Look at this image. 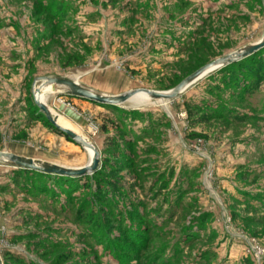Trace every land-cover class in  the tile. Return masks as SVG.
I'll use <instances>...</instances> for the list:
<instances>
[{"label":"rangeland","instance_id":"obj_1","mask_svg":"<svg viewBox=\"0 0 264 264\" xmlns=\"http://www.w3.org/2000/svg\"><path fill=\"white\" fill-rule=\"evenodd\" d=\"M263 36L261 0H0V152L89 164L34 104L38 79L166 93ZM224 68L148 106L47 88L43 103L95 147L98 170L46 177L0 162L2 264H264L252 254L264 251V50ZM126 143L131 161L115 147Z\"/></svg>","mask_w":264,"mask_h":264},{"label":"water","instance_id":"obj_2","mask_svg":"<svg viewBox=\"0 0 264 264\" xmlns=\"http://www.w3.org/2000/svg\"><path fill=\"white\" fill-rule=\"evenodd\" d=\"M263 8H264V0H261ZM264 49V36L263 38L252 45L242 48L241 50L231 53L227 56L219 58L202 68L198 69L190 76L185 78L181 81L175 88L171 91L166 93L154 92L149 90H135L130 91L122 95L118 96H107L103 94H99L94 92L93 90L87 89L83 86H80L76 82H72L65 79L60 78H42L35 81V83H39L38 87L34 92V104L40 110V112L44 115L45 119L48 123L59 133L64 135L71 143L75 144L76 146L80 147L84 151H91L92 152V159L90 164H87L83 168L79 169H71V168H64L57 165L45 164L40 163L38 161L19 157L13 154L0 152V160L3 161L8 167L24 170V171H31L36 172L48 176H57V177H66V178H82L88 176L90 174L95 173L98 170L99 166V154L94 146L90 143L85 141L84 139L78 137L74 132L62 128L61 126L57 125L53 120L50 118V112L47 107L42 104L40 101L36 99V96L40 93L41 89L47 85H60L68 88L67 92L58 93L57 95H65L69 97H73L78 100H85L90 103L98 104V105H105L110 107H118L125 103H127L130 99L134 96L144 93L147 95L152 101H160L166 102L171 101L179 97L187 88L195 84L197 81L201 80L212 72L220 70L224 67H227L231 64L236 62L242 61L257 52ZM0 264H2L0 260Z\"/></svg>","mask_w":264,"mask_h":264},{"label":"bare ground","instance_id":"obj_3","mask_svg":"<svg viewBox=\"0 0 264 264\" xmlns=\"http://www.w3.org/2000/svg\"><path fill=\"white\" fill-rule=\"evenodd\" d=\"M263 38V37H262ZM207 75H205L206 77ZM47 88L50 89L51 93L53 92H57V93H64V92H67L68 91V88L67 87H64V86H60V85H47L45 86L44 88L41 89L40 93L36 96V99L44 104V95L46 94L47 91ZM188 89V88H187ZM186 89V90H187ZM185 90V91H186ZM151 99L145 95L144 93H140L136 96H134L132 99H130L127 103H130L131 105H133L134 107H139V106H145V105H150L151 104ZM45 105V104H44ZM50 118L51 120H53L57 125L61 126L62 128H66L72 132H74L72 129H70L68 126H65V125H62L60 124L59 122H57L55 118V114L54 113H50ZM78 137H80L76 132H74ZM82 138V137H80ZM83 139V138H82ZM85 140V139H84ZM88 152V156L90 157V162H91V159H92V152L91 151H87ZM0 162H3L0 160ZM89 162V164H90ZM4 163V162H3Z\"/></svg>","mask_w":264,"mask_h":264},{"label":"trees","instance_id":"obj_4","mask_svg":"<svg viewBox=\"0 0 264 264\" xmlns=\"http://www.w3.org/2000/svg\"><path fill=\"white\" fill-rule=\"evenodd\" d=\"M264 50V49H263ZM262 51V50H261ZM260 52V51H259ZM258 53V52H257ZM255 55V54H254ZM254 55H252V56H250V57H248V58H251V57H254ZM247 59V58H246ZM245 60V59H244ZM230 66V65H229ZM224 69H226V68H224ZM108 126V125H107ZM106 125L104 126L105 128L104 129H106V127H107ZM109 127V126H108ZM112 126H110V128H111ZM57 131V130H56ZM58 132V131H57ZM59 133V132H58ZM61 134V133H60ZM62 135V134H61ZM64 138H66L64 135H62ZM67 139V138H66ZM68 140V139H67ZM130 144L129 143H126V148H120L119 146H115L116 148H117V151L119 152V154L121 155V157L122 158H125V159H127L128 161H131V153L129 152V150H127V149H129L130 148V146H129ZM119 163V162H118ZM119 165V167H121V168H123L124 167V165H121V164H118ZM23 172H25V173H27L28 175H29V173L30 174H34V173H36V172H31V171H24L23 170ZM37 175H42V176H46V177H51V176H48V175H44V174H40V173H36ZM99 181H102L101 179L99 180ZM85 188V187H84ZM108 188H110V189H112L113 191H118V190H120V187L118 186V184H117V182L116 181H111L109 184H108ZM104 195H106V194H104ZM109 203V202H108ZM110 209H111V211L112 210H116V207L114 206H111L110 207ZM183 210H184V208H183ZM211 217V214L210 213H205V214H202V215H200V217H197L199 220L197 221V225H198V227H203V225H205V222L209 219ZM109 219H111L110 217L108 218V220ZM201 223V224H200ZM200 225V226H199ZM194 228H196V227H194V226H191V230H194ZM197 229V228H196ZM190 234L192 233V232H189ZM120 239H122V240H127V238H125V237H121ZM126 243H129L132 247H135L136 245L135 244H132L131 243V240H129L128 242H126ZM249 262L247 261V264H248ZM18 264H22V261H20V262H18Z\"/></svg>","mask_w":264,"mask_h":264},{"label":"built area","instance_id":"obj_5","mask_svg":"<svg viewBox=\"0 0 264 264\" xmlns=\"http://www.w3.org/2000/svg\"><path fill=\"white\" fill-rule=\"evenodd\" d=\"M252 254L255 262L260 263V260L264 256V251L261 248H259V246H255L252 250Z\"/></svg>","mask_w":264,"mask_h":264},{"label":"crops","instance_id":"obj_6","mask_svg":"<svg viewBox=\"0 0 264 264\" xmlns=\"http://www.w3.org/2000/svg\"><path fill=\"white\" fill-rule=\"evenodd\" d=\"M189 169H191V168H189Z\"/></svg>","mask_w":264,"mask_h":264}]
</instances>
